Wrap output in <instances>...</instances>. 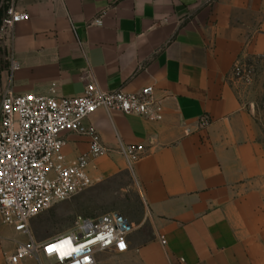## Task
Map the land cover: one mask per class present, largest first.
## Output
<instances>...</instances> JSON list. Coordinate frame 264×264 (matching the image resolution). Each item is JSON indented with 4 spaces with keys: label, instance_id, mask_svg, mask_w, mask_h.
I'll list each match as a JSON object with an SVG mask.
<instances>
[{
    "label": "crops",
    "instance_id": "0c3cea01",
    "mask_svg": "<svg viewBox=\"0 0 264 264\" xmlns=\"http://www.w3.org/2000/svg\"><path fill=\"white\" fill-rule=\"evenodd\" d=\"M18 5L30 19L16 26L13 43L0 41V98L9 86L47 94L54 85L74 96L96 82L130 93L151 85L163 103L160 120L100 109L85 121L114 150L92 161L90 174L134 227L126 251L100 252L97 263L264 264V135L233 76L238 61L264 57V0ZM64 139L72 162L89 147L87 136ZM120 143L147 153L130 168ZM12 234L0 221V264L14 248L6 242Z\"/></svg>",
    "mask_w": 264,
    "mask_h": 264
},
{
    "label": "built area",
    "instance_id": "2783aa9c",
    "mask_svg": "<svg viewBox=\"0 0 264 264\" xmlns=\"http://www.w3.org/2000/svg\"><path fill=\"white\" fill-rule=\"evenodd\" d=\"M29 19L30 13L18 0H10L0 26V41L13 43L16 26ZM7 60L12 72L19 68L12 47ZM243 75L238 62L233 76L241 79ZM154 94L151 85L130 93L105 91L96 82L74 96L59 95L54 85L47 94H17L10 86L6 89L0 98V221L11 226L16 237L12 239L14 249L4 255V264H98L100 252L121 253L129 248L134 227L118 211L83 221L79 218L69 231L44 241L36 239L31 221L90 188L94 184L91 162L114 151L97 128L85 121L100 109L160 120L163 103ZM210 123L208 116L202 117L203 127ZM66 133L89 138L88 149L74 162L64 152ZM117 150L130 168L147 153L142 144L120 143Z\"/></svg>",
    "mask_w": 264,
    "mask_h": 264
},
{
    "label": "rangeland",
    "instance_id": "374dc122",
    "mask_svg": "<svg viewBox=\"0 0 264 264\" xmlns=\"http://www.w3.org/2000/svg\"><path fill=\"white\" fill-rule=\"evenodd\" d=\"M238 62L242 69V74H244L239 79L240 88L254 109L255 119L264 135V57H248ZM115 191L114 185L111 189L113 199ZM108 200L100 187L94 182L87 190L82 191L69 200L53 205L35 217L31 221V228L36 239L44 241L69 231L75 226L79 218L83 221L85 217L97 218L102 214L118 211L116 202L113 200L112 205ZM15 237L14 234L10 235L6 242L9 245L12 244V239Z\"/></svg>",
    "mask_w": 264,
    "mask_h": 264
},
{
    "label": "trees",
    "instance_id": "16d2710c",
    "mask_svg": "<svg viewBox=\"0 0 264 264\" xmlns=\"http://www.w3.org/2000/svg\"><path fill=\"white\" fill-rule=\"evenodd\" d=\"M7 9V7L5 8H0V26L2 23V19L5 13V10ZM4 67V59H3V55H2V49L0 48V76H1V71L3 70Z\"/></svg>",
    "mask_w": 264,
    "mask_h": 264
}]
</instances>
